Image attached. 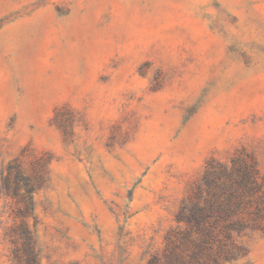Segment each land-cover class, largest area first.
I'll return each instance as SVG.
<instances>
[{
  "label": "rangeland",
  "instance_id": "rangeland-1",
  "mask_svg": "<svg viewBox=\"0 0 264 264\" xmlns=\"http://www.w3.org/2000/svg\"><path fill=\"white\" fill-rule=\"evenodd\" d=\"M0 264H264V0H0Z\"/></svg>",
  "mask_w": 264,
  "mask_h": 264
},
{
  "label": "trees",
  "instance_id": "trees-1",
  "mask_svg": "<svg viewBox=\"0 0 264 264\" xmlns=\"http://www.w3.org/2000/svg\"><path fill=\"white\" fill-rule=\"evenodd\" d=\"M227 229H232L233 227H234V229H237L238 231H242L244 228H245V225H243V226H241V225H235V226H229V225H227V226H225ZM224 227V228H225ZM232 227V228H231ZM227 232H229V231H227ZM231 234H229V236H230ZM231 237V236H230Z\"/></svg>",
  "mask_w": 264,
  "mask_h": 264
}]
</instances>
